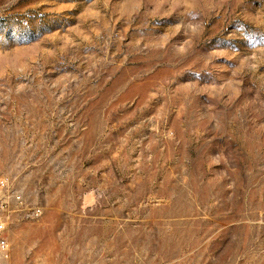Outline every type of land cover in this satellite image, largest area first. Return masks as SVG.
<instances>
[{"label":"rangeland","instance_id":"374dc122","mask_svg":"<svg viewBox=\"0 0 264 264\" xmlns=\"http://www.w3.org/2000/svg\"><path fill=\"white\" fill-rule=\"evenodd\" d=\"M1 177L0 264H264V0H0Z\"/></svg>","mask_w":264,"mask_h":264},{"label":"built area","instance_id":"2783aa9c","mask_svg":"<svg viewBox=\"0 0 264 264\" xmlns=\"http://www.w3.org/2000/svg\"><path fill=\"white\" fill-rule=\"evenodd\" d=\"M40 208L25 201L20 191L7 179L0 178V251L8 256L9 240L7 235L11 217L20 215L23 219H32Z\"/></svg>","mask_w":264,"mask_h":264},{"label":"bare ground","instance_id":"6f19581e","mask_svg":"<svg viewBox=\"0 0 264 264\" xmlns=\"http://www.w3.org/2000/svg\"><path fill=\"white\" fill-rule=\"evenodd\" d=\"M84 199L86 200V202H90L91 201V197L90 196H86Z\"/></svg>","mask_w":264,"mask_h":264}]
</instances>
